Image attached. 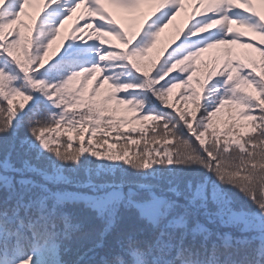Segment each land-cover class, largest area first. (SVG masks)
Returning a JSON list of instances; mask_svg holds the SVG:
<instances>
[{
  "label": "snow or ice",
  "instance_id": "6c2138e0",
  "mask_svg": "<svg viewBox=\"0 0 264 264\" xmlns=\"http://www.w3.org/2000/svg\"><path fill=\"white\" fill-rule=\"evenodd\" d=\"M0 264H264V0H0Z\"/></svg>",
  "mask_w": 264,
  "mask_h": 264
}]
</instances>
